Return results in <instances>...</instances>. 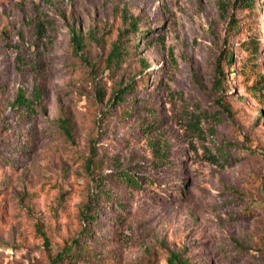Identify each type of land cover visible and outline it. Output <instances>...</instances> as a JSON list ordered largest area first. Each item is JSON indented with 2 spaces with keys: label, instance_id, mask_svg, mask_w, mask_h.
<instances>
[{
  "label": "rangeland",
  "instance_id": "rangeland-1",
  "mask_svg": "<svg viewBox=\"0 0 264 264\" xmlns=\"http://www.w3.org/2000/svg\"><path fill=\"white\" fill-rule=\"evenodd\" d=\"M77 238L86 264H264V0H0V264Z\"/></svg>",
  "mask_w": 264,
  "mask_h": 264
},
{
  "label": "trees",
  "instance_id": "trees-1",
  "mask_svg": "<svg viewBox=\"0 0 264 264\" xmlns=\"http://www.w3.org/2000/svg\"><path fill=\"white\" fill-rule=\"evenodd\" d=\"M254 0H217V5H218V9L219 12L224 16L227 14V12L229 11V8H235L236 6L240 5V4H248V3H253ZM129 23L130 26L133 27L134 26V18L133 17H129ZM71 34V43L73 45V48L75 49V52H79L82 50L83 44H82V40L76 35V33L74 32V30L70 31ZM142 37H145V35H142ZM253 50L256 53L257 52V45L255 44L253 46ZM123 58V51L121 49V47L118 44H113L106 59H105V66L106 68H111L114 65H117L121 62ZM232 60V56L231 54H229L228 52H221L216 60V64H215V72L217 75L220 76V78L223 77V74L221 72V62L224 61L227 64H230ZM220 78L217 79L216 82H220ZM126 92V89H118L112 96L111 105H117L118 103L122 102V96L124 95V93ZM15 105H19V106H24L25 109H30L31 104L29 103V101L27 99L24 98V94L20 91L16 97V99L14 100ZM109 104V105H110ZM85 167L88 170L89 174L93 177V178H103L102 175L99 174L98 170L100 167V162L99 160L96 158V156H91L89 157V159L86 161L85 163ZM104 180V179H103ZM113 180L116 184L122 185L125 184L127 186L129 185H135V186H139V179L137 177H135L133 175V173L125 171V170H119L117 173H115ZM101 182H105L102 181ZM108 196V195H107ZM104 200H102V203H104L103 205L105 207H107L108 209H110L111 204H108V197H102ZM93 203H88L85 207V209L82 211L81 213V217H82V221H83V232H89V223L93 222V215H92V207H93ZM116 208L121 211V203H116L115 204ZM86 247L87 244L80 242V240L77 239H73L69 244L64 245V247L58 251L57 253H55L54 255H50L48 257V262L47 264H86L87 260H92L94 263H96V260H94L93 258H97V256L93 255V256H87L84 251H81V249L83 247ZM165 264H190L187 260L182 259L178 253H170L169 257L166 259V263Z\"/></svg>",
  "mask_w": 264,
  "mask_h": 264
},
{
  "label": "built area",
  "instance_id": "built-area-1",
  "mask_svg": "<svg viewBox=\"0 0 264 264\" xmlns=\"http://www.w3.org/2000/svg\"><path fill=\"white\" fill-rule=\"evenodd\" d=\"M10 254H12V252H10Z\"/></svg>",
  "mask_w": 264,
  "mask_h": 264
}]
</instances>
